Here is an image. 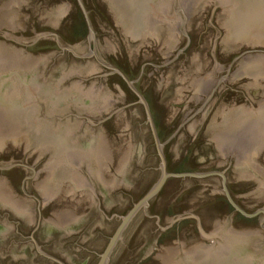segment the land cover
<instances>
[{
  "label": "water",
  "instance_id": "water-1",
  "mask_svg": "<svg viewBox=\"0 0 264 264\" xmlns=\"http://www.w3.org/2000/svg\"><path fill=\"white\" fill-rule=\"evenodd\" d=\"M78 2L79 43L0 29V223L52 197L42 212L65 215L57 252L69 264H264V50L236 57L164 142L135 84L146 63L132 80L102 59ZM174 9L188 43L168 63L190 43L180 0ZM50 34L64 52H27ZM8 243L0 264L34 262Z\"/></svg>",
  "mask_w": 264,
  "mask_h": 264
},
{
  "label": "rangeland",
  "instance_id": "rangeland-1",
  "mask_svg": "<svg viewBox=\"0 0 264 264\" xmlns=\"http://www.w3.org/2000/svg\"><path fill=\"white\" fill-rule=\"evenodd\" d=\"M83 1L102 59L132 80L146 63L135 84L164 142L205 103L236 57L264 50V0H216L213 15L215 0H180L190 43L170 63L188 43L176 0ZM0 29L21 36L55 32L71 44L89 34L78 0H0ZM57 34L41 37L27 52H64Z\"/></svg>",
  "mask_w": 264,
  "mask_h": 264
},
{
  "label": "flooded vegetation",
  "instance_id": "flooded-vegetation-1",
  "mask_svg": "<svg viewBox=\"0 0 264 264\" xmlns=\"http://www.w3.org/2000/svg\"><path fill=\"white\" fill-rule=\"evenodd\" d=\"M166 158L168 162V170H170L167 154ZM176 171H185V169L178 168ZM36 199L38 200L39 206V212L37 214H27L24 213L25 211L23 213H15L13 216L19 218L17 220L12 219L11 214L5 213L3 215L7 221L5 224L0 223L1 244L9 242L8 244L10 245H21L25 254L32 252L33 257L36 254L35 258H33L35 259L34 262H29V264H69V261L57 252V249L61 248L63 243H65V237L67 236L65 215L51 212L50 216L45 217V214L42 212V207L51 204L53 198L46 199L44 197L43 199ZM10 204L13 206L12 203ZM16 204L19 205L17 208H22V205H24L23 202L18 199H16ZM60 216L63 217V219H60ZM12 220L16 224H9ZM20 220H25L27 223H30V229L29 227L26 228V225L21 228L19 223Z\"/></svg>",
  "mask_w": 264,
  "mask_h": 264
}]
</instances>
